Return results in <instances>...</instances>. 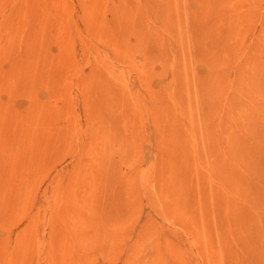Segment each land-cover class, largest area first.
I'll return each mask as SVG.
<instances>
[{"label": "rangeland", "instance_id": "rangeland-1", "mask_svg": "<svg viewBox=\"0 0 264 264\" xmlns=\"http://www.w3.org/2000/svg\"><path fill=\"white\" fill-rule=\"evenodd\" d=\"M0 264H264V0H0Z\"/></svg>", "mask_w": 264, "mask_h": 264}]
</instances>
